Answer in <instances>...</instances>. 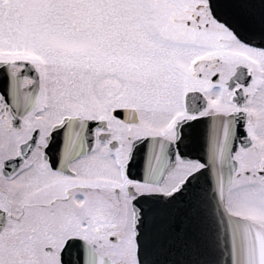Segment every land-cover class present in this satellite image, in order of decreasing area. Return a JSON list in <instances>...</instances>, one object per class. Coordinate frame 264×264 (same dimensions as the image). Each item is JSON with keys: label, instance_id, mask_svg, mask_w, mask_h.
Instances as JSON below:
<instances>
[{"label": "snow or ice", "instance_id": "6c2138e0", "mask_svg": "<svg viewBox=\"0 0 264 264\" xmlns=\"http://www.w3.org/2000/svg\"><path fill=\"white\" fill-rule=\"evenodd\" d=\"M0 264H264V0H0Z\"/></svg>", "mask_w": 264, "mask_h": 264}]
</instances>
